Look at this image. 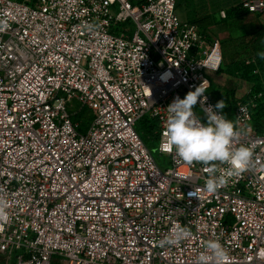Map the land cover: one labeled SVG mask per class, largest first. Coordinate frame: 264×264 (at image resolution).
Returning a JSON list of instances; mask_svg holds the SVG:
<instances>
[{
    "label": "built area",
    "instance_id": "2783aa9c",
    "mask_svg": "<svg viewBox=\"0 0 264 264\" xmlns=\"http://www.w3.org/2000/svg\"><path fill=\"white\" fill-rule=\"evenodd\" d=\"M175 1L0 0L6 262L196 264L206 242L218 239L227 264H264V115L255 120L264 91L232 112L234 146H250L253 164L216 193L204 190V165L161 150L167 106L222 62L218 41L180 20ZM241 6L261 12L264 0ZM204 95L203 115L215 106ZM72 101L92 112L83 133L73 119L79 111L67 109ZM144 115L157 122V151L169 157L164 170L136 129ZM177 224L192 237L158 246Z\"/></svg>",
    "mask_w": 264,
    "mask_h": 264
},
{
    "label": "clouds",
    "instance_id": "9594fccd",
    "mask_svg": "<svg viewBox=\"0 0 264 264\" xmlns=\"http://www.w3.org/2000/svg\"><path fill=\"white\" fill-rule=\"evenodd\" d=\"M6 28L7 23L0 21V31ZM258 55L264 58V53ZM206 87L203 81L195 90L187 92L183 99L177 97L167 106L161 150L167 153L174 151L188 166L196 163L204 165L203 170L209 175L204 190L211 195L226 186L232 178L249 170L253 164V149L244 145L234 146L239 133L234 123L221 114L226 107L223 99L217 101L214 107H204V122L194 112L198 98L201 105L207 100L204 95ZM218 164L227 165V168L220 169ZM7 207V203L0 199V222L9 219ZM192 235L190 229L177 224L157 243L160 247H179ZM204 247L206 251L197 256L196 264H227L228 252L218 239L208 240Z\"/></svg>",
    "mask_w": 264,
    "mask_h": 264
},
{
    "label": "crops",
    "instance_id": "0c3cea01",
    "mask_svg": "<svg viewBox=\"0 0 264 264\" xmlns=\"http://www.w3.org/2000/svg\"><path fill=\"white\" fill-rule=\"evenodd\" d=\"M241 2L242 0H184V6L179 8L177 15L180 20L190 21L203 27L210 38L218 41L222 60L226 56L228 60L254 57L256 53L251 51V48L255 47V44L243 47L245 44L241 42L238 49L237 43L232 45L237 49L236 51L228 52L230 54L227 55L225 53L228 40L247 38L244 39L245 43L247 41L251 43L258 38L264 40V9L261 12H249L241 6ZM230 10L234 11L230 12ZM239 32L242 34L239 35ZM262 43L258 47L264 51V42ZM248 47L252 56L245 55ZM241 48L245 49H243L245 54L238 53Z\"/></svg>",
    "mask_w": 264,
    "mask_h": 264
},
{
    "label": "rangeland",
    "instance_id": "374dc122",
    "mask_svg": "<svg viewBox=\"0 0 264 264\" xmlns=\"http://www.w3.org/2000/svg\"><path fill=\"white\" fill-rule=\"evenodd\" d=\"M184 0H176L175 1V11L178 14L179 12V8L184 6L183 4ZM117 12V9H111V14L115 15ZM121 26H124V24H121ZM198 29L200 31L206 32V30H204L203 27H200L199 25ZM128 29L130 31H132L134 29V26L132 23H129L127 25ZM249 33V32H248ZM239 35L242 34V32L238 33ZM254 34V33H252ZM257 36V35H256ZM247 40V38H242V39H236L233 41V39L228 40L227 45H226V55L230 54L228 52H234L236 51L238 48H240L239 43L241 42L242 44H245L243 47L245 46H249L252 44H255V47L251 48V51L255 52L256 54L254 55V58H258L260 55H258L259 53H264V51H262L258 45L262 42H264V40L262 41L260 38H258L257 40H253L251 43H249V41H247L245 43V40ZM237 43L238 45H236L237 49H235V47H233L232 45ZM263 44V43H262ZM249 48V49H248ZM247 48L246 54H245V49L241 48L240 51H238L239 54H245V55H251L250 52V47ZM244 49V50H243ZM230 57V56H229ZM248 59H251V57H249ZM253 59V57H252ZM225 60V64H223V61ZM222 60V64L220 66L221 69H219L218 72L215 73V71L212 70H204L203 71V75H204V82L206 83V92L207 94L210 95V97L217 99L219 97H225L227 96L230 100H240V98L246 94L249 89L251 84L242 80L239 75L236 74H232L230 72V67L228 64V62H230L228 60V56H226V58ZM246 60V59H245ZM228 65V66H227ZM259 70V69H258ZM261 79L264 80V64L262 66V68L259 70ZM186 94H184L185 97ZM80 105L77 104V102L72 101L69 104H67V109L70 112H75V111H79ZM81 111L78 112L76 117V120L79 122V129L78 131L83 133L85 132V130L87 129V127L89 126L90 122H91V118H92V112L91 110L87 109V108H81ZM194 112L201 118L202 117V111L201 109L196 105L194 107ZM148 116V115H147ZM140 122L137 121L136 123V129L138 131V133L140 134V128H139ZM141 136V135H140ZM144 141V139H143ZM144 143H147V148L153 158V160L155 161L156 165L161 169L164 170L167 167L170 166L169 164V157L165 154H161L157 151V140L156 142H152L150 140H146V142L144 141ZM62 258L57 257V256H53L51 259L50 264H63V262L61 261ZM6 258L5 256L0 254V264H10L11 261L6 262L5 261Z\"/></svg>",
    "mask_w": 264,
    "mask_h": 264
},
{
    "label": "trees",
    "instance_id": "16d2710c",
    "mask_svg": "<svg viewBox=\"0 0 264 264\" xmlns=\"http://www.w3.org/2000/svg\"><path fill=\"white\" fill-rule=\"evenodd\" d=\"M130 1L132 3L135 2V0H130ZM143 1L144 0H139V3ZM231 11H234V10H230V12ZM229 61L230 62H228V64H230L229 67L231 69L230 72L232 74L237 73L242 80L251 84L249 93L244 94L240 98V100H232V99L230 100L227 96L219 97L217 99H214L211 97L214 105L217 103V101L222 100V99L226 102V107L222 110L221 114L224 115L226 119L231 120L233 122L232 112H233L235 104L237 102L247 101L250 95L254 93H257L259 91H264V80L261 79L260 73H258L264 64V58H261V56H259L258 58L253 57V59L251 57V59L243 58L239 60H229ZM223 64H225V60L223 61ZM219 69L221 68L219 67ZM219 69L216 70L215 73L218 72ZM255 112H256L255 120L257 121L264 115V102L257 105V107L255 108ZM76 117L77 116H74L73 119L76 120ZM201 120L202 122H204L203 114H202ZM139 122H140V125H139L140 134L139 135H141L140 137L142 138V140L144 139V141L146 142V140L148 139L152 142H156L157 134L154 133L157 127L156 120L147 115H144L139 119ZM145 145L147 146V143H145Z\"/></svg>",
    "mask_w": 264,
    "mask_h": 264
}]
</instances>
